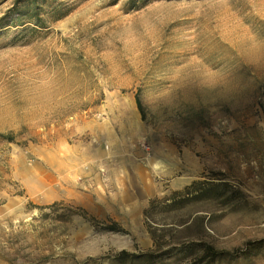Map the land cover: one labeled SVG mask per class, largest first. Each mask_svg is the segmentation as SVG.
Returning a JSON list of instances; mask_svg holds the SVG:
<instances>
[{
	"label": "rangeland",
	"instance_id": "rangeland-1",
	"mask_svg": "<svg viewBox=\"0 0 264 264\" xmlns=\"http://www.w3.org/2000/svg\"><path fill=\"white\" fill-rule=\"evenodd\" d=\"M19 1L0 0V264H264V0ZM150 226L218 255L113 261L154 251Z\"/></svg>",
	"mask_w": 264,
	"mask_h": 264
},
{
	"label": "trees",
	"instance_id": "trees-1",
	"mask_svg": "<svg viewBox=\"0 0 264 264\" xmlns=\"http://www.w3.org/2000/svg\"><path fill=\"white\" fill-rule=\"evenodd\" d=\"M34 1L37 2V0H33V2ZM19 2H23V3L27 4L30 2V0H20ZM38 14L39 13L37 12V7L33 5L31 7V9H28L24 13V16L33 18L35 21L39 22L40 17ZM38 25L40 26V23H38ZM136 102H137L138 109L144 118L145 114H144V110L142 107V102H141L140 97L138 95L136 97ZM0 138H2L5 142H14L12 135H0ZM198 185H201V183L195 182L193 185L187 187L184 191L174 192L171 196H169V198H166L165 200H163L161 202L159 201V203L162 204V207L160 209L155 208L157 201H153L151 203L150 207L147 210H145V216L147 218H152L156 214L163 216V217L168 216V214L172 210H175L176 208H178L181 205L187 204V201H189V199L186 197V195L187 194L189 195V192L193 188L195 189ZM19 195L22 196L23 193H19ZM30 205L34 206L32 203H30ZM59 206H63V203H57L56 202L51 206H43V207H38V208H39V210L44 211V210L58 209ZM66 210L68 211V214L60 217L61 218V219H59L60 221H65V220L70 219L71 217H74V216L79 214L76 211H74L72 206H70L69 208H66ZM78 210L85 212L83 209H78ZM45 217H48V216L46 215ZM93 226L95 227L96 230H101L103 232H114V233L126 232V230L123 229V227L120 226L119 223H117L115 221H112V225H108V226H105L102 228L100 227V224H98L95 221V222H93ZM148 230H149V233L151 234L152 239L154 241V246H155L154 251L149 252V253H139V254L129 253L127 251H122L119 254L118 259H115L113 261L122 262L121 260L124 257H127V258L131 259L130 262L143 261V260L147 261V262H152L153 259L161 258L163 256V253L171 254V253L177 252V254H178V252H185L188 255H196V254H198L197 252L203 251L204 255L201 256V259H200V262H202L206 257H209V258H210V256L214 257L217 254V252L214 251L215 249L211 245L205 246L203 244H200V245H183L181 248L173 247L171 249H167V251H166V249L164 248V246H165L164 236L165 235L159 234V232H158V231H161L162 233H165L164 230L153 229L152 226L148 227ZM179 254H183V253H179ZM208 254H209V256H208Z\"/></svg>",
	"mask_w": 264,
	"mask_h": 264
}]
</instances>
